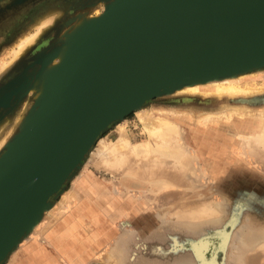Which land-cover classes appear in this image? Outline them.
<instances>
[{"label":"rangeland","instance_id":"obj_1","mask_svg":"<svg viewBox=\"0 0 264 264\" xmlns=\"http://www.w3.org/2000/svg\"><path fill=\"white\" fill-rule=\"evenodd\" d=\"M104 3L106 0H96L93 4L78 7L75 4H62V13L55 20L53 28H49L34 45L25 50L21 58L30 56L34 60L40 51H34V48L41 40L48 39L45 46L50 48L58 44L57 41L83 17L97 16L96 13L103 12ZM42 7L29 14L26 24L22 25L23 30L10 35L7 44L0 45V62L8 59L10 48L17 39L33 29V20L40 10L50 11L49 7ZM19 60L20 57H17L5 70L0 69V80ZM235 73L228 76L235 77L234 80L238 77L235 81L252 87V91L236 95L217 94L214 87L206 83L201 84L200 91L196 93L164 91L110 123L92 145L94 149L99 137L114 135L119 124L125 125L133 142L140 140L144 132L136 111L143 106L151 107L154 113H168V117L177 120L183 142L199 154L196 156L193 152L195 165L192 164V170L195 172H181L179 164L171 161L167 164L168 169L180 171L178 175L176 171L168 170L167 185L157 180L161 177L147 179L142 176V180L129 177L131 179L124 180L120 173L98 167L85 156L80 166L63 183L61 191L50 198L54 203L51 207L56 204L54 209L48 208L42 213L39 222L32 227L34 229L7 252L0 264H19V261L22 264H264V144L252 140L243 142L239 133L244 134V130L253 128H244L237 120L239 118L230 123L223 120L205 125L197 122L201 112L218 111L230 106L249 109L254 115L261 110L264 113V65ZM32 74L30 72L29 76ZM18 80L7 85L0 93L16 85ZM31 102L32 98L27 96L6 123L15 124L18 118L24 116L23 107L27 109ZM17 130L18 127L13 133ZM3 135L4 131H1L0 138ZM9 138L6 144L12 140V135ZM6 144L1 148L0 155ZM170 164L174 168H169ZM86 173L91 175L89 184L82 179ZM80 180L81 187L94 188L97 185L99 190H114L117 184L126 185L131 181L144 183L140 187L129 184L130 187L126 188L122 185L124 189H119L122 198L117 203L116 193L109 195L108 202L117 204L119 210L113 206L106 212L103 206L91 203L86 196L80 197L76 193L72 205L57 209L62 197ZM154 180L157 181L151 183ZM102 196L104 198L105 195ZM67 238L73 242H65ZM114 242L120 243L116 258L110 254ZM200 243H204V247L196 255L195 246ZM31 245L48 246L50 257H41L39 261L28 260L27 249Z\"/></svg>","mask_w":264,"mask_h":264},{"label":"water","instance_id":"obj_2","mask_svg":"<svg viewBox=\"0 0 264 264\" xmlns=\"http://www.w3.org/2000/svg\"><path fill=\"white\" fill-rule=\"evenodd\" d=\"M96 20L0 155V262L110 123L164 87L264 65V0H106Z\"/></svg>","mask_w":264,"mask_h":264},{"label":"bare ground","instance_id":"obj_3","mask_svg":"<svg viewBox=\"0 0 264 264\" xmlns=\"http://www.w3.org/2000/svg\"><path fill=\"white\" fill-rule=\"evenodd\" d=\"M49 8L48 9L50 11H46V12H42L43 10H40V13L33 20L34 21L33 29L23 34L21 37L17 39L14 46L10 48L9 51L10 56L8 57V59H5L0 62V69L5 70L11 64V62H13L17 57H20V60L22 61L23 57L21 58V56L24 54V51L28 50L32 45H34V43L37 40H39L45 34V32H47V30L55 24V20L61 15L62 9L59 7L52 8L51 6ZM96 14L97 17L96 15L91 16V18L83 17L84 19L78 21L76 23L77 26L74 27V29L71 32H68L67 34L64 35V37H62L57 41L58 44L52 42V44L53 43L55 44L51 45V48L47 46L45 47L42 46L43 48L39 49L40 51L35 56L38 58L40 57V59H42L41 61L43 65L41 66V68L36 73L34 72L31 76H29V73L20 76V78H18L19 80L16 85L0 93V105H4V106L10 104V100L23 90L25 91V95L31 97L33 100V102L30 103L31 105H29L30 107L27 106V109H25V106L23 107L24 109L22 110L24 112L23 114L24 116L18 118L15 124L8 125L6 121H0L1 122L0 132L4 131V135L0 138V150L6 144V142L11 138V137L9 138V136L12 135L13 137V135L15 134L13 133V131L15 130L16 127H18L19 129H23L30 122L32 116V112H31L32 105L34 106V104L37 103L45 95V93L49 90V88L52 87V85L58 80L66 64L69 62L73 54L76 52L84 36H86V34H89L92 28L95 27V23L97 21L96 19H98V17L101 16L102 11ZM40 45L38 46L40 47ZM52 50H54L53 51L54 53L51 52ZM48 53H50V55H48ZM233 78L235 77L227 76L226 74H223L215 77L209 76V77L190 79L184 82L176 83V85H174L175 89L173 91L196 93L200 91L199 86H201V84L203 83L212 85L214 87V91L217 94L236 95V94H246L252 91V87L241 85L240 81H235L238 77L235 80ZM170 88H172V86L164 87L160 89V91L164 92ZM191 116L192 115L190 114V117ZM136 117L141 125L142 131L144 132L143 138L133 142L126 127H124L125 125L119 124L118 127L116 128L114 135H112L111 137L110 136L99 137L95 148L93 149V146L90 147L86 155L87 158L94 165L98 167H103L105 169L110 170L111 172L120 173L123 176L122 178L124 180L131 179L129 177H134V178L137 177V179L141 178L140 180L144 179L142 178V176L146 177L147 179L148 177L149 179H151L152 177L154 178L161 177L158 178L157 180H160L163 184L167 185L168 170H169L167 164L168 162L171 161L174 162L175 164H179L178 166H180V168L182 169L181 172L183 170L184 171L188 170L191 172L192 166L195 165L193 164V161H195L193 152L195 153L196 156H199V154L196 152L197 150H195L192 146L183 142V139L179 134L180 130L178 129L179 124L177 123V120H173L170 117H168V113L165 114H163V112L154 113L151 107H144V106L136 111ZM236 118H239L237 120H239V122L243 124L244 128H248V127L253 128L249 130L247 129V131L244 130L245 132H242L244 134L239 133V136L242 139H244L243 140L244 143H249V141L252 140L256 143L264 144V113H262V110L258 111V113L254 115V113L249 109L243 107H237V106H230L218 111L201 112L197 117L198 120L197 122L199 124H204V125L211 122L212 123L219 122L221 120L230 123L231 121L236 120ZM250 148H252L251 145ZM89 154L91 155L88 157ZM171 166L173 165L170 164L169 168ZM137 169H139V171ZM169 171L170 172L172 171L173 173L176 171V173L178 174L180 170L174 171L170 169ZM188 171L187 173L189 175L190 172ZM192 171L195 172L194 170ZM156 181L154 180L151 183H155ZM131 183L130 182L127 183L128 185L127 184L125 185L124 183L123 184L119 183L115 186V189L117 190H119L120 188L124 189L122 185H124L126 188H129L130 185L132 187L135 185H138V187H140L139 185H142L141 183L144 182L139 181L138 183V181L137 182L131 181ZM154 187H156V185H154ZM74 200H75V193L72 190H68V192L59 201V206H58L59 208L57 207V209L62 210L63 208L69 207L70 205H72V203L75 202ZM55 206H52L53 208L50 207V209L51 208L54 209ZM112 246L113 247L111 248L110 254L112 258L113 257L116 258L118 249H120V243L114 242V245ZM203 247H204V243H200L196 245L195 254L197 255L202 250ZM106 254L108 255V253ZM106 258L109 257L106 256ZM118 258L120 257L118 256ZM203 264H212V263H203Z\"/></svg>","mask_w":264,"mask_h":264},{"label":"flooded vegetation","instance_id":"obj_4","mask_svg":"<svg viewBox=\"0 0 264 264\" xmlns=\"http://www.w3.org/2000/svg\"><path fill=\"white\" fill-rule=\"evenodd\" d=\"M94 1L96 0H5L4 2L2 1L0 2V45L7 44L9 42L8 38L10 35H13L15 33L17 34L18 31L23 30L24 27L22 25L26 24L25 21L27 20L29 14L33 11L38 10L42 6H44V8L50 6L52 8H56V7L61 8L62 4H67V3L75 4L77 6H86L88 4L93 3ZM47 41L48 40H42L41 42H39L38 45H40L41 43L42 44L40 45V47L37 45L34 51L45 47V45H47L49 42ZM20 61L21 60H19L18 64H16L10 70V72H8L0 80V92L6 87H8L11 83L16 81V79H18L23 74H27L30 72L32 73V71L34 70V67L32 66L34 60H31L29 57H23L22 58L23 62L21 61L22 65L20 64ZM26 97L27 96L25 95V91L23 90L10 100V104L5 106L0 105V121L7 122L8 118L10 116H13L15 110L18 108V106L23 102V100Z\"/></svg>","mask_w":264,"mask_h":264},{"label":"crops","instance_id":"obj_5","mask_svg":"<svg viewBox=\"0 0 264 264\" xmlns=\"http://www.w3.org/2000/svg\"><path fill=\"white\" fill-rule=\"evenodd\" d=\"M82 179H83V181L88 182V184H89V181L91 180V175H89V173H86V174H84ZM92 181H94V180H92ZM81 182H82V180L78 181L75 185H73L75 187L72 189V191L74 193L78 194V196H80V197L86 196L91 203H96V204H99L100 206H103L105 208L106 212L110 211L113 206H115L119 210V207L117 206V204L115 205L114 203H112L110 201L108 202V200H109L108 197H109V195H113L116 193L115 195H116V203H117L122 198L119 194L120 190H116V189L109 190L106 188H102V190H99L97 185H95L94 188H92V186L91 187L86 186V188H83L80 186ZM76 185L78 187H76ZM71 188H70V190H71ZM77 188H78V191H77ZM124 194H127V192H124ZM102 195H105L107 197L105 198V196H104V198H103ZM122 200H124V199H122ZM131 201H133V199ZM77 227H79V226H77ZM64 241L67 243L73 242L71 238H67V240H64ZM51 248L54 249L53 246H51ZM27 252L28 253L26 256H27V259L30 261H39V260H41V257L42 258H44L45 256L50 257V255H51V251L49 250L48 246H46V245H38V246L37 245H31L27 249ZM18 263L22 264L21 261H19Z\"/></svg>","mask_w":264,"mask_h":264}]
</instances>
